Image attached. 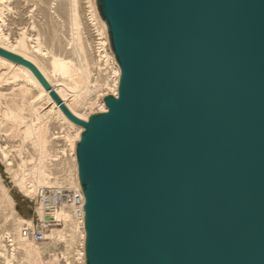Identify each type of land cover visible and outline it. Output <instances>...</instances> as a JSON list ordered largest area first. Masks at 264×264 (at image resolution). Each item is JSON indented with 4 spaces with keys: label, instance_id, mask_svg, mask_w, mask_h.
<instances>
[{
    "label": "water",
    "instance_id": "95a60500",
    "mask_svg": "<svg viewBox=\"0 0 264 264\" xmlns=\"http://www.w3.org/2000/svg\"><path fill=\"white\" fill-rule=\"evenodd\" d=\"M116 94L76 116L83 264H264V0H93Z\"/></svg>",
    "mask_w": 264,
    "mask_h": 264
},
{
    "label": "bare ground",
    "instance_id": "6f19581e",
    "mask_svg": "<svg viewBox=\"0 0 264 264\" xmlns=\"http://www.w3.org/2000/svg\"><path fill=\"white\" fill-rule=\"evenodd\" d=\"M85 1L94 28L92 48L104 61V76L98 71L100 78L95 76L98 64L90 56L88 38L82 31L87 16L84 18L79 0H0V47L33 62L68 108L87 120L94 106L106 110L102 96L116 94L119 68L105 48L107 37L93 1ZM59 15L66 21L58 19ZM16 20L24 24L18 26ZM13 23L14 28L18 26L14 30ZM81 131L27 66L0 55V160L19 192L34 198L40 186L78 187L74 149ZM5 210L9 216L4 219L6 231H0V239L4 237L6 242L0 240L1 264L12 261L7 246L24 255L15 264H83L82 218L56 210L51 216L65 218L67 223L52 227L47 232L49 241L39 244L22 236L21 227L31 225V220L22 217L0 174V215ZM37 214L41 216L39 210Z\"/></svg>",
    "mask_w": 264,
    "mask_h": 264
},
{
    "label": "built area",
    "instance_id": "2783aa9c",
    "mask_svg": "<svg viewBox=\"0 0 264 264\" xmlns=\"http://www.w3.org/2000/svg\"><path fill=\"white\" fill-rule=\"evenodd\" d=\"M96 62L101 68L97 67V69L105 72L104 61H100L98 55ZM33 201L34 218L31 220V225H23L20 232L22 236L30 237L36 242L48 241L47 232L52 227H64L67 223L65 218L51 216L54 211L65 210L74 219L83 218L84 197L79 186L73 188H62L53 185L40 186L35 192ZM37 210L41 212V216H38Z\"/></svg>",
    "mask_w": 264,
    "mask_h": 264
},
{
    "label": "rangeland",
    "instance_id": "374dc122",
    "mask_svg": "<svg viewBox=\"0 0 264 264\" xmlns=\"http://www.w3.org/2000/svg\"><path fill=\"white\" fill-rule=\"evenodd\" d=\"M93 1V0H92ZM79 2H81L80 3V5L83 7V8H81L82 9V12H84V13H82L83 15H84V18H85V16H87L86 17V22H88V23H86L85 22V24H83V26H84V28H83V33H84V35H87V38H88V42H89V45H91V46H89L88 45V49L90 50L89 52H90V56H91V58L93 57V61L95 60L96 61V58H97V55H96V50H94L95 49V47H93L92 48V46H94V31H92V30H94V28H93V24H92V22H91V20H90V18H88L89 16H88V9H87V5H86V1L85 0H79ZM93 3V2H92ZM86 5V6H85ZM85 6V7H84ZM85 8V9H84ZM84 9V10H83ZM86 14V15H85ZM82 15V16H83ZM60 17L62 18L61 19V21L62 20H64L66 17L65 16H63V15H59V18L58 19H60ZM65 17V18H64ZM83 18V19H84ZM88 18V19H87ZM67 19V18H66ZM64 21H66V20H64ZM84 21V20H83ZM19 23V24H18ZM20 23H22V24H20ZM15 24L16 25H23L24 23L23 22H20L19 20L17 21L16 20V22H15ZM15 24L13 23V24H11V26L13 27V26H15ZM87 24H88V26H87ZM18 26H16V27H18ZM16 27L14 28L13 27V30L14 29H16ZM90 27H92V28H90ZM90 28V29H89ZM86 30H88L87 32H86ZM91 30V31H90ZM91 32V33H90ZM88 33V34H87ZM93 33V34H92ZM92 36V37H91ZM91 37V38H90ZM91 39H93V40H91ZM105 48L108 50V48H107V43H105ZM92 49V50H91ZM109 51V50H108ZM96 52V53H95ZM99 67V66H98ZM101 69V68H100ZM98 70L97 69V67H96V70H94V71H96V74H95V76L97 75L98 77L100 76L99 75V73L98 72H100L101 73V77H102V74H103V76L106 74L104 71L102 72L101 70ZM106 70V69H105ZM98 71V72H97ZM98 73V74H97ZM100 78V77H99ZM108 93H110V92H108ZM101 97V96H100ZM98 110V107L97 106H94V108L92 109V111L91 112H93V111H97ZM64 126V125H63ZM65 127V129H67L68 130V128H66V126H64ZM54 129H56V128H53V130ZM64 129V130H65ZM78 140V138H76L75 139V142ZM1 159V158H0ZM0 174L2 175V178L4 179V181L10 186V191H11V193L13 194V197L15 198V201H16V208L18 209V211H20V213L22 214V217H24V218H29L30 220H32L33 218H34V213H33V209H34V201H33V198H30V197H26V196H24L21 192H19V190H18V187L17 186H13L12 185V183L10 182V178L8 177V174H7V172H6V170H5V167H4V163H3V161L2 160H0ZM6 212V214L4 215L3 213L0 215L1 217H0V231L2 232V231H6V218H7V215H8V213H7V210H5ZM2 215H4L5 217H3ZM9 216V215H8ZM5 219V220H4ZM5 221V222H4ZM2 238H4V237H1V242L4 244V243H6L5 242V238L4 239H2ZM49 241V240H48ZM36 243H39L40 244V242H36ZM7 248H8V251H7V253L10 255V253H13L12 254V256H11V260L12 261H10L9 262V264H15V261L17 260L18 261V259H20V258H22V256H23V258H24V255L23 254H21L22 252L21 251H15V250H10L9 248V246H7ZM18 252V253H17ZM10 258V257H9ZM13 258V259H12ZM17 261H16V263H17ZM48 261H50V259L49 260H47V262ZM1 264V263H0Z\"/></svg>",
    "mask_w": 264,
    "mask_h": 264
}]
</instances>
